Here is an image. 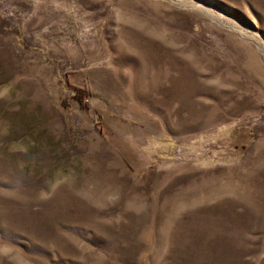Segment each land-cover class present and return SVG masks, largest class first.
<instances>
[{
  "label": "rangeland",
  "instance_id": "374dc122",
  "mask_svg": "<svg viewBox=\"0 0 264 264\" xmlns=\"http://www.w3.org/2000/svg\"><path fill=\"white\" fill-rule=\"evenodd\" d=\"M0 264H264V0H0Z\"/></svg>",
  "mask_w": 264,
  "mask_h": 264
}]
</instances>
